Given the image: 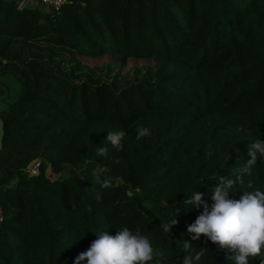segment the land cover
Segmentation results:
<instances>
[{
	"label": "trees",
	"instance_id": "trees-1",
	"mask_svg": "<svg viewBox=\"0 0 264 264\" xmlns=\"http://www.w3.org/2000/svg\"><path fill=\"white\" fill-rule=\"evenodd\" d=\"M16 1L0 0V264H73L96 238L89 231L114 235L113 226L150 238V264L186 255L231 264L226 249L187 232L203 205L179 208L197 185L210 206L215 181L235 178L248 143L264 140V0H65L20 10ZM38 43L88 66L146 65L151 76L117 90L101 79L70 82L25 53ZM137 125L150 135L136 139ZM121 129L123 146L98 156L106 131ZM244 179L264 190V159ZM240 190L251 189L230 196Z\"/></svg>",
	"mask_w": 264,
	"mask_h": 264
},
{
	"label": "clouds",
	"instance_id": "clouds-1",
	"mask_svg": "<svg viewBox=\"0 0 264 264\" xmlns=\"http://www.w3.org/2000/svg\"><path fill=\"white\" fill-rule=\"evenodd\" d=\"M149 135L148 127L136 126V139ZM126 136V131L122 129L106 131L105 140L108 145L98 149V156H107L109 146L119 150ZM247 157L246 163L237 169L235 178L222 177L215 181L210 189V206L202 199L203 194L196 190L197 185L190 192H184L179 210L182 207L188 212L193 207L200 208L203 205V211L187 226L191 240H198L203 234L208 241L227 250L226 259H229L231 264H249V260L256 257L264 264V190L253 187L250 181L246 182L244 179L251 174V167L258 159H264V140L259 138L248 143ZM245 183L251 190H240L243 194L238 199L232 198L230 194H235ZM176 216L164 227L165 231L170 232V225L177 223ZM109 228L89 231L94 233L96 238L86 251L75 257L73 264H81L83 261H86V264H150L154 260V248L147 235L139 231L134 232L127 226L111 227L115 228L113 235L109 234ZM82 237L73 239L70 245ZM184 248H189L187 241ZM156 264H159V261H156ZM183 264H193L192 257L186 255Z\"/></svg>",
	"mask_w": 264,
	"mask_h": 264
},
{
	"label": "rangeland",
	"instance_id": "rangeland-1",
	"mask_svg": "<svg viewBox=\"0 0 264 264\" xmlns=\"http://www.w3.org/2000/svg\"><path fill=\"white\" fill-rule=\"evenodd\" d=\"M22 41L15 40L19 46ZM25 53L29 56L38 55L45 58L54 66L56 72L64 76L70 82H78L86 79L93 82L97 79L113 83L117 90L121 85L137 81L143 75L151 76V68L146 65L129 66L126 69H120L118 64L103 62L99 65L88 66L78 62L70 52L66 50H57L48 48L46 45L38 43L32 44Z\"/></svg>",
	"mask_w": 264,
	"mask_h": 264
},
{
	"label": "built area",
	"instance_id": "built-area-1",
	"mask_svg": "<svg viewBox=\"0 0 264 264\" xmlns=\"http://www.w3.org/2000/svg\"><path fill=\"white\" fill-rule=\"evenodd\" d=\"M65 0H17L16 3V7L17 9H23L24 7H26L29 3H39L40 5L46 7V8H54V9H58L60 8L63 4H64ZM38 167H39V163L36 162L34 163L28 170V172L30 174H37L38 173ZM3 219V215H2V211L0 209V222Z\"/></svg>",
	"mask_w": 264,
	"mask_h": 264
},
{
	"label": "water",
	"instance_id": "water-1",
	"mask_svg": "<svg viewBox=\"0 0 264 264\" xmlns=\"http://www.w3.org/2000/svg\"><path fill=\"white\" fill-rule=\"evenodd\" d=\"M2 136H3V122L0 118V148H1Z\"/></svg>",
	"mask_w": 264,
	"mask_h": 264
}]
</instances>
